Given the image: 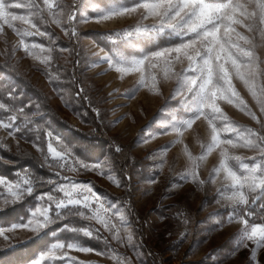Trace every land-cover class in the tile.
<instances>
[{"label":"rangeland","instance_id":"obj_1","mask_svg":"<svg viewBox=\"0 0 264 264\" xmlns=\"http://www.w3.org/2000/svg\"><path fill=\"white\" fill-rule=\"evenodd\" d=\"M9 2L27 4V0ZM53 2L64 6L63 15L50 17L45 11L44 19L41 20L29 16L27 7L13 9L17 15L29 16L39 32L45 33L43 36L27 35V32L35 33L37 29H32L23 21H13L12 28L0 21V73L4 78L0 82V103L6 106L0 109V121L8 122L14 113L18 117L16 126L24 125L26 118L30 120L27 128L14 136H9L8 129L0 128V164L13 166L12 156L22 157L21 163H18L21 165L19 170L0 178L9 181L21 177L33 180L42 178L64 183L60 177H71L76 183H89L94 192L105 200V208L114 205L116 209L126 212L129 221L127 228L133 233V241L132 245L127 241L117 242L112 238L114 233L94 221L68 217L50 226L49 235L42 237L45 246L24 264H31L32 259L53 242H78L91 247L93 252L90 253L66 249L68 256L74 258L75 262L83 261L85 264H117L116 256L126 257L130 264H152L150 257L154 264H264V248L258 251L255 260L250 259L251 248L255 246L252 242H249L247 249L237 248L242 225L238 218L231 222L228 220L232 211L230 201L218 195L219 190L229 182L222 172L213 174L219 164L221 149L213 148L205 155L206 145L210 143L207 121L201 117L191 128L185 127L181 134L171 127L175 119L189 118L179 107L181 97L175 95L176 77L165 79L161 68L145 66V83L141 84V72L120 73L99 59L105 53L114 58L120 53L138 54V48L130 47L122 35H116L117 32L130 30L137 18L132 16L96 22L92 4L107 7L110 0ZM36 3L42 5L43 0H36ZM81 7L87 9L92 19L84 22L77 15L68 22L67 14ZM72 28L75 29V35L71 34ZM14 29H19L23 35ZM249 35L253 36L256 45L254 50L260 59V68L264 69V38L259 32ZM21 40L29 46L31 55L24 51ZM132 42L145 46L139 37ZM179 42L175 40V43ZM166 46H169L167 40L159 42V47ZM146 50L154 51L157 48L148 44ZM49 56V63H42ZM181 67L175 65L174 70L179 72ZM183 67H186V62ZM49 74L59 76V80L51 82ZM153 75L156 76L155 88H152ZM256 83L258 87L264 86V74ZM232 84L247 109L255 113L256 119L248 114L247 109L242 111L236 104L226 101L218 102L221 109L241 132L251 130L264 137V112H261L256 99L242 81L234 76ZM21 109L22 112L19 111ZM217 125L220 127V122ZM49 132L52 133V146L57 151L81 141L89 143L92 151L86 162L94 164L109 161L105 168L112 170L111 175L119 183L109 180L107 174L71 171L56 166L48 153ZM221 139L242 143L231 133H222ZM117 147L119 151H116ZM226 147L233 156L258 155L252 149ZM122 152L129 156L132 168L124 166L119 170L114 155ZM188 152L192 154V160L188 159ZM31 156L44 163L43 171L31 167L28 159ZM201 156H204L203 160L198 159ZM230 163L239 171L236 162ZM194 164L198 181H204L202 184L183 176ZM56 173L60 174L59 177ZM52 187L37 184L35 194L49 192ZM229 194L227 191L224 193L225 196ZM53 195L63 198L59 192H53ZM262 205L264 197L254 205H249L246 210L252 215L244 218L249 219L250 223H264ZM24 214L25 208H18L5 218L6 222H0V226L18 222L17 216ZM101 214H105L103 210ZM108 215L120 234L125 235V226L119 216L112 210H109ZM133 221L139 222L138 229ZM63 224L75 228H99L100 238H95V233L94 238H85L80 233L58 231ZM52 234H55L54 239L51 238ZM33 236L29 231L16 233L19 241L30 240ZM6 250L10 248L0 238V251ZM55 264H68V259L57 260Z\"/></svg>","mask_w":264,"mask_h":264},{"label":"snow or ice","instance_id":"obj_2","mask_svg":"<svg viewBox=\"0 0 264 264\" xmlns=\"http://www.w3.org/2000/svg\"><path fill=\"white\" fill-rule=\"evenodd\" d=\"M21 7H27L29 16L38 17L41 20L44 19L45 11L50 17L64 14V6L59 3L54 4L53 0H43L42 5L36 3V0H27L26 5L0 0V21L10 28L13 27V21H23L32 29H37L36 23H33L29 16L17 15L13 11ZM91 7L95 14V21L98 23L116 18L132 16L137 18L136 24L130 26V30L117 32L116 35L118 37L122 35L130 47L138 48V54L120 53L114 58L113 55L105 53L99 57L100 60L106 62L109 67H115L120 73L141 72V84L145 83L143 75L145 66L152 69L161 68L165 79L176 77L175 95L181 97L179 107L189 117L173 121L171 127L177 134H181L185 127L191 128L201 117L207 121L210 143L206 145L205 155L213 148L221 149L219 164L214 168L213 174L218 175L222 172L225 180L229 182L219 190L218 195L230 201L232 211L228 220L231 222L238 218V222L242 225L238 233L237 248L247 249L249 242H252L255 246L251 248L250 259L255 260L258 251L264 248V223H250L249 219L244 217H251L252 213L246 209L264 197V137L251 130L241 132L238 127L233 126L218 102L226 101L228 104H236L242 111L247 109V105L232 84L235 76L244 83L259 104L261 112H264V86L258 87L256 83L264 74V69L260 68V59L254 50L256 45L253 42V36L249 35L259 32L264 38V0H110L107 7L100 6L98 3H93ZM77 15L84 22L92 19L88 16L87 9L81 7L67 14L68 22L73 21ZM56 22L59 23L58 20ZM14 30L23 35L19 29ZM70 31L72 35L76 34L74 28ZM36 34L45 35L38 29L35 33L27 32L29 36ZM137 37L145 42L144 47L133 44L132 40ZM163 40H167L169 46L159 47V42ZM175 40L180 42L175 43ZM20 43L24 51L31 55L29 46L23 40ZM148 44L157 50L147 51ZM50 59V56L45 57L42 63L47 65ZM185 62L186 67H183ZM175 65L182 66L179 72L174 70ZM49 79L55 82L59 80V76L49 74ZM151 79L152 88H155L156 76L153 75ZM5 108L6 106L0 103V109ZM247 111L253 119H256L255 113L250 109ZM17 119V115L12 114L8 122L0 121V128L8 129L9 136L22 132L27 128L30 120L26 118L24 125L16 126ZM217 122H220V127ZM222 133L235 134L242 143H234L232 139H221ZM47 135L48 153L59 168L107 174L109 180L119 183L111 175L112 170L105 168V164L109 161L94 164L86 162L92 151L89 143L81 141L76 145L65 146L63 151H57L52 146V133L49 132ZM226 146L252 149L258 155L233 156L229 154ZM116 151H119L118 147ZM187 155L189 160L193 159L190 152ZM45 159L47 160V157ZM198 159L203 160L204 156ZM232 161L236 162L239 171L230 163ZM16 175L19 176L18 173ZM56 175L59 177L60 174L56 173ZM183 176L185 179L191 178L193 182L204 183V181H198L195 164ZM60 179L64 183L42 178L33 180L21 177L16 181L0 178V213L7 215L9 211L16 212L15 206L18 204L25 208V214L17 216L18 222L9 223L6 227L0 226V238L8 244L9 248L26 245L31 240L48 236L51 225L64 221L68 217L94 221L105 230L114 233L112 238L117 242L127 241L129 245H132L133 233L127 228L129 221L125 211L116 209L114 205L105 208V200L94 192L89 183H76L71 177H60ZM37 184L53 187L49 192L36 195ZM226 191L230 192L227 196L224 195ZM53 192L62 193L63 198H57ZM250 196H252L251 200ZM94 204L95 207H93ZM261 207L264 208V205ZM101 210L105 214L102 215ZM109 210L119 216L125 226V235L122 236L120 230L111 223ZM17 231H29L34 236L30 240L19 241L16 237ZM58 231L80 233L85 238H94L95 233V238H100V229L92 226L75 228L70 227L69 224H63ZM51 238L54 239L55 234H52ZM105 243L107 244V239ZM66 249L82 253L93 252L91 247L82 246L78 242H53L46 250L39 252L38 256L32 259L31 264H55L57 260L65 258L68 259V264H85L83 261L75 262L74 258L68 256ZM58 253L62 254L58 255ZM115 259L117 264H130L126 257L116 256Z\"/></svg>","mask_w":264,"mask_h":264},{"label":"trees","instance_id":"obj_3","mask_svg":"<svg viewBox=\"0 0 264 264\" xmlns=\"http://www.w3.org/2000/svg\"><path fill=\"white\" fill-rule=\"evenodd\" d=\"M1 76L2 74L0 73V82L3 81L4 79ZM105 141H107V139H105ZM114 158H115L114 159L115 163L117 164L119 170L123 169L124 166L125 167L128 166V168L133 167V164L130 165L129 156L126 154V152H122L121 154H115ZM21 159H22L21 156L14 155L11 158L12 162L14 163L13 166L0 164V176H8L10 175V173L19 170L21 168V165L18 163L19 162L21 163ZM28 159L30 160L31 167H33L34 169H37L39 172L43 171L44 163H41V161L35 158L34 156H31V158H28ZM29 160H26V163H29ZM15 207L17 210L18 208H23L24 206H21L18 204ZM12 213L14 214V212H10V211L7 212V215L0 213V222H3V221L6 222L5 218L10 217ZM133 223L138 229L139 222L133 221ZM42 240H43L42 238L31 240L30 243L22 247H15V248H10V250L0 251V264H24L26 260H28L33 254L37 253V251H39L45 246L44 245L45 243L43 244ZM25 246H26V249H25ZM145 250L148 251V249H145ZM149 259H150V262L152 261V264H154L152 258L150 257Z\"/></svg>","mask_w":264,"mask_h":264}]
</instances>
